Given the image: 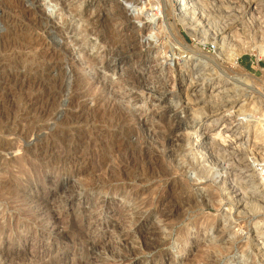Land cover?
Wrapping results in <instances>:
<instances>
[{
  "label": "rangeland",
  "instance_id": "374dc122",
  "mask_svg": "<svg viewBox=\"0 0 264 264\" xmlns=\"http://www.w3.org/2000/svg\"><path fill=\"white\" fill-rule=\"evenodd\" d=\"M53 1L0 0V264H264V0L240 55L164 0Z\"/></svg>",
  "mask_w": 264,
  "mask_h": 264
},
{
  "label": "bare ground",
  "instance_id": "6f19581e",
  "mask_svg": "<svg viewBox=\"0 0 264 264\" xmlns=\"http://www.w3.org/2000/svg\"><path fill=\"white\" fill-rule=\"evenodd\" d=\"M148 1V0H145ZM215 0H164L163 2V7L165 9V13H167V15L169 16H175L177 19V22H179L184 30L191 36L193 37L192 33L187 29V25L184 23V21H182V18L185 17L186 15H190V14H198L200 16V18H202L204 21L201 22V24H205V26L207 25L205 20H208L206 17L211 18L213 20L212 23H209V26L206 31L209 32L211 35H213L218 42H223L226 38L228 37H233V36H237L240 35L242 32H246V30L248 31V29H246L245 23L248 22V25H252V23H255V17L254 15L259 14L258 13V9L259 7L263 4V2H261L262 0H247L246 3L244 4L245 6L243 7V10L241 11L240 15L236 16L234 14L231 13H226L224 15L221 16H215L214 18L211 17L210 13H206L207 12V7H205V5H214L215 3H219V2H214ZM50 2H54L53 0H50ZM113 2V1H112ZM160 4V3H159ZM136 5V4H135ZM13 6V5H12ZM161 6V5H159ZM14 8V7H13ZM108 9V8H106ZM133 9V8H132ZM156 11V10H155ZM234 11V10H233ZM211 12V11H210ZM236 12V11H235ZM239 13V12H238ZM249 14V15H248ZM88 15V14H87ZM133 15V14H132ZM136 16V15H135ZM165 16V15H162ZM246 17H248L246 19ZM98 19V18H97ZM131 19V18H130ZM218 23H222L220 26H218ZM224 23H226L224 25ZM251 23V24H250ZM255 26V24H254ZM251 29V27H250ZM171 32L174 34V37L176 42L181 45L183 44L182 41L179 39L180 35H179V31L176 27V25H171ZM249 32V31H248ZM113 35V34H112ZM105 44V43H104ZM220 55H222L220 53ZM233 55V54H232ZM200 68L203 67L202 64L197 63L195 66H197ZM205 66V65H204ZM205 68V67H204ZM182 71V70H181ZM179 73V72H178ZM182 75V74H181ZM179 76V75H178ZM192 81V80H191ZM190 84V83H189ZM188 87V86H187ZM188 96V94H187ZM185 98V97H184ZM186 100V98H185ZM213 114V113H212ZM211 115V114H210ZM224 115V114H223ZM200 127V126H199ZM205 129V128H204ZM202 133L201 130L198 128L196 130H194L192 132V134L189 137V140H186L185 142L186 144V148H187V153H190V155L193 157L194 161H196V163L199 164V160H197V155L191 153L192 149L195 146L200 145L203 142V138L201 137ZM88 151V150H87ZM199 152V151H198ZM197 152V153H198ZM203 155V154H201ZM116 160V159H115ZM84 165V164H83ZM116 165V164H115ZM180 165V164H179ZM109 166V165H108ZM184 168V167H183ZM182 169V168H181ZM116 171V170H115ZM194 179V178H192ZM225 180L222 179V182H224ZM226 183V182H225ZM228 184V183H227ZM232 186V185H231ZM233 188V187H232ZM235 188V187H234ZM238 189V188H237ZM228 192L226 193V195L228 196V201L234 205H238V200L235 199L237 197V194L235 193L236 190L234 189H229L227 190ZM121 192V191H119ZM122 193V196H124V193ZM119 194V193H118ZM217 201V199H216ZM220 205V202H217V206ZM216 206V207H217ZM244 206V205H243ZM228 212V213H227ZM230 210L228 209V211L223 212V215L225 218L227 216H229L230 214ZM222 217V218H224ZM255 227L254 229H257L259 226V221L254 223ZM66 229V228H65ZM233 234V233H232ZM228 236V235H226ZM232 236L229 237V239H231ZM228 241V240H227ZM231 242V241H230ZM174 249V248H173ZM249 250V249H248ZM250 252V251H249ZM252 254V253H251ZM250 254V255H251ZM249 255L247 248L245 247V249H243L240 254L238 255L240 258L239 264H254L253 261V257L251 258V256ZM255 260V259H254ZM226 264H231L230 260L226 262Z\"/></svg>",
  "mask_w": 264,
  "mask_h": 264
},
{
  "label": "built area",
  "instance_id": "2783aa9c",
  "mask_svg": "<svg viewBox=\"0 0 264 264\" xmlns=\"http://www.w3.org/2000/svg\"><path fill=\"white\" fill-rule=\"evenodd\" d=\"M207 7V12L213 11L210 13L211 16L215 17L216 10L213 9L215 5H205ZM208 20H205L207 25L201 24L204 20L200 18L198 14H190L186 15L182 18V21L187 25V29L192 33L193 37H191L181 26L184 39L186 45H190L194 47L193 51L199 54H209V55H220L221 54H251L254 50H257L259 43L253 42L250 32H242L240 35L228 37L223 42H218L217 39L211 35L206 29L209 26V23H212L213 20L211 18L206 17ZM164 32L167 33L165 30ZM161 32L162 38L164 41L167 40V36L163 35ZM168 41V40H167ZM169 44V42H167ZM255 44V45H254ZM164 44H162L163 46ZM165 46V45H164ZM166 50L167 47L165 46ZM168 51V50H167ZM258 51V50H257ZM169 52V51H168ZM171 52V51H170ZM169 52V53H170Z\"/></svg>",
  "mask_w": 264,
  "mask_h": 264
}]
</instances>
